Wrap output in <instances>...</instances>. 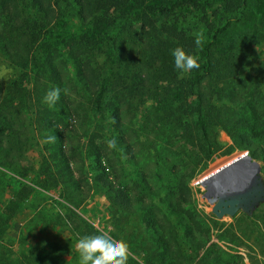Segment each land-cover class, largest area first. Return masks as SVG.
Segmentation results:
<instances>
[{
	"label": "trees",
	"instance_id": "obj_1",
	"mask_svg": "<svg viewBox=\"0 0 264 264\" xmlns=\"http://www.w3.org/2000/svg\"><path fill=\"white\" fill-rule=\"evenodd\" d=\"M70 10L89 28L63 51L55 29ZM131 16L122 41L128 49H122V57L112 53L118 63L108 69L99 61L98 31ZM176 47L199 63L182 78L171 55ZM0 59L10 70L0 79V167L27 180L33 170L29 153L42 158L40 174L8 203L7 215L19 214L38 190L59 192L76 208L92 193H101L110 200L114 221L139 208V228L124 242L143 264H240L237 254L227 261L229 250L209 244L208 237H185L191 225L179 219L169 192L156 201V183L142 177L134 187L124 185L118 158L134 156L125 111L150 105L142 126L156 117L170 118L171 127L161 128V140H180L195 167L237 149L257 159L251 128L264 138V0H0ZM258 59L256 74L241 80ZM51 89H60V97L50 106L44 97ZM221 131L233 140L225 150ZM112 139L115 148L108 147ZM65 216L80 238L100 234L82 218ZM258 218L256 211L252 217L243 214L242 221L255 224ZM196 221L204 226L208 220ZM209 221L218 225L214 216ZM16 256L14 249L0 247V264H20ZM32 256L38 264L50 258L49 253ZM129 259L127 264H139Z\"/></svg>",
	"mask_w": 264,
	"mask_h": 264
},
{
	"label": "rangeland",
	"instance_id": "obj_2",
	"mask_svg": "<svg viewBox=\"0 0 264 264\" xmlns=\"http://www.w3.org/2000/svg\"><path fill=\"white\" fill-rule=\"evenodd\" d=\"M72 11H68L70 17L58 21L55 29V34L59 45L63 47V51L65 48L68 49L75 45L78 37L88 31L89 28L71 16L74 12ZM116 13L119 14L120 12ZM129 19H134V17L131 16L128 21H122L116 27L98 31V37L101 41L98 53L99 61L101 64H106L108 69L116 67L118 63H115V59L112 60L114 58L111 56L112 53L122 57V53L128 49L122 47V41L125 29L129 28H126L130 23ZM122 49L123 52H121ZM255 51H253V55L258 57L259 50L256 48ZM259 63L260 59L257 62L254 60L250 68H247L248 71L242 73L241 77L256 74L254 69ZM9 72L7 64L0 59V79L6 78ZM199 99L200 97L196 96L191 100L190 105L193 112L196 111ZM150 108V105H135L125 111L126 135L133 146L134 156L129 158L124 155L118 158V170L121 172L120 177L124 180L123 184L128 182V187H134V183L139 182L142 177L153 181L154 185L155 183L158 185L156 201L163 199L169 192L173 202L177 204L176 210L180 215L179 219H183L191 225L185 229L183 234L185 237L197 233L200 236L210 238L209 244L216 242L225 250H229L224 256L227 261L231 260L229 255L235 256L237 254L239 256L236 255V260L240 261V264H264V254L260 248L263 247L264 251V205L257 210L259 218L256 220L258 223L255 224L242 221V216L245 214L243 212H239L233 218L225 216L218 219L212 212V205L203 197L206 191L199 185V181L207 182L212 176L227 168L225 163L212 167L220 159L234 162L242 153L250 151L237 149L230 155L216 154L210 161L203 160L201 164L195 167L193 159L188 154V147L184 146L180 140H175L178 142L177 144L172 143L171 140H169L170 144H166L161 140L159 135L161 128L165 127L168 130L171 127L170 118L167 116L156 117L147 123V127L142 126L145 122L143 117H146ZM253 128H251L253 133L252 150L255 152L256 160L260 163L264 173V138L257 137L258 130ZM219 138L224 144L223 150L233 145V140L225 131L220 132ZM74 143L76 144L77 141ZM40 157L38 152L29 153L27 159L29 164L33 166V170H31L27 180H22L0 167V247L5 245L7 249H14L15 253H18V257L16 256L15 259L20 264H38L39 261L33 258L32 253L36 259L40 257L41 253H49L50 262L49 258L47 263L43 264H78L76 243L80 237L70 222L65 224V215H76L87 221L89 226L96 228L100 233L108 232L123 241L132 230L139 228L137 227L140 223L137 215L139 208L135 210V214L128 213L126 218L122 219L121 217L119 221H114L115 217L109 210L110 200L96 192L82 202L79 208H76L62 198L59 192L38 190L19 214L15 217L7 215L5 207L8 203L24 184L30 183L35 179V176L40 174L42 161ZM169 171H173V173H169ZM120 183L117 184L120 185ZM160 185H164V187L161 189ZM213 216L218 221L217 226L209 221V217ZM205 217L208 221H205ZM199 218L205 221L204 226L197 224L196 220ZM76 220L80 221L79 218ZM120 221L122 222L120 223ZM238 221L241 222V232ZM191 231L194 233H190ZM242 232L251 233L253 236L248 239L242 235ZM200 236L198 237L200 238ZM186 246L187 250L188 242H186ZM129 257L134 258L139 264H143L142 257L134 255L128 249ZM29 259L31 262H27ZM234 259L232 260L234 261Z\"/></svg>",
	"mask_w": 264,
	"mask_h": 264
},
{
	"label": "water",
	"instance_id": "obj_3",
	"mask_svg": "<svg viewBox=\"0 0 264 264\" xmlns=\"http://www.w3.org/2000/svg\"><path fill=\"white\" fill-rule=\"evenodd\" d=\"M242 155V156H241ZM218 173L214 183L199 181L204 198L218 218L243 212L252 217L264 205V174L260 163L247 151Z\"/></svg>",
	"mask_w": 264,
	"mask_h": 264
},
{
	"label": "clouds",
	"instance_id": "obj_4",
	"mask_svg": "<svg viewBox=\"0 0 264 264\" xmlns=\"http://www.w3.org/2000/svg\"><path fill=\"white\" fill-rule=\"evenodd\" d=\"M197 40L196 44L199 45ZM174 59V66L179 70V77L190 73L194 69L199 68L197 59L187 54L182 47H176L171 51ZM60 97V89L49 90L44 102L54 105ZM50 139H55L50 137ZM109 148H115V139L107 142ZM78 253V264H126L128 259V247L126 242L118 239L108 232L93 234L81 237L76 243Z\"/></svg>",
	"mask_w": 264,
	"mask_h": 264
},
{
	"label": "bare ground",
	"instance_id": "obj_5",
	"mask_svg": "<svg viewBox=\"0 0 264 264\" xmlns=\"http://www.w3.org/2000/svg\"><path fill=\"white\" fill-rule=\"evenodd\" d=\"M233 161H228L227 159H220L219 160V162L217 163H215L214 165H212V167H216V166H218V165H220V164H222V163H225L224 165L225 166H227V168H228V166H230V164L232 163ZM224 167V166H223ZM226 169V168H225ZM225 169H223V170H225ZM221 172V171H220ZM218 174H216V175H214V176H212L210 179H209V181H207V183H214L215 182V178H216V176H217Z\"/></svg>",
	"mask_w": 264,
	"mask_h": 264
}]
</instances>
